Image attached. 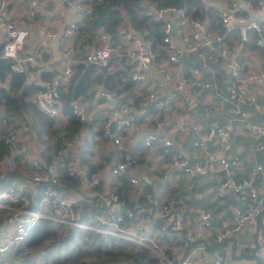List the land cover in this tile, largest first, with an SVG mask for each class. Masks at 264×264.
Listing matches in <instances>:
<instances>
[{"label":"built area","instance_id":"2783aa9c","mask_svg":"<svg viewBox=\"0 0 264 264\" xmlns=\"http://www.w3.org/2000/svg\"><path fill=\"white\" fill-rule=\"evenodd\" d=\"M4 1L6 0L0 3V11ZM46 2L47 0H25L27 17L32 19L40 14ZM60 2L70 8L69 19L61 21L54 29L45 24L41 26V39L48 44L50 49L47 52L52 54L54 61L62 59L63 56L58 47L60 39L66 34L74 35L82 27V21L91 14V0ZM201 5L215 15L214 22L220 27L212 26V23L199 16H191L184 5H168L154 9V17L163 22L162 48L166 52L168 63L181 65L183 55L191 54L209 65L221 67L227 86L225 100L230 104L235 118L219 125H209L206 122L193 125V129L201 127L204 131L192 141L190 151H185L181 145L174 142L168 136L169 130L162 134L159 132L162 127L160 119L152 120L154 129L141 140L145 150L149 147H157L158 151L164 150L166 161L191 181H195L197 177H211L216 183L214 189L218 197H222L223 189H231L236 203L229 224L209 235L212 213L207 205H200L195 209L198 228L193 229L184 216L182 199L159 197L141 178L132 174V171L140 166L143 154L140 151L130 152L129 147L143 129L145 120L133 112L130 100L116 99L115 89L97 87L92 95L95 94L96 98L105 101L99 109L103 119H99L103 133L109 139V144L111 143L109 154L97 150L94 144H89L90 160L97 165L98 170L88 177L86 166L80 165V160L74 156V152L70 153L82 133L89 131L88 123L92 121L89 106L78 97L71 98L69 105L72 113L84 123L80 130L64 138L56 149L54 147L56 153L49 165L46 166L47 163L38 158L31 159L29 181L0 184V210L9 212L0 224V264H11V250L26 240L32 226L45 221H48L50 226H59L63 230L85 229L100 233L104 237L129 241L137 247L151 251L160 264H198L196 256L206 252L209 254L208 264H234L227 258L222 247L207 251V245L213 241L225 242L242 229L255 231L264 228V165L256 163L247 177L238 178L236 172L240 158L238 155L226 153L230 148L231 138L241 131L255 141L254 150H264V124L252 120L246 109L257 101L259 88H264V67L250 69L246 65L244 53L246 42L251 36L254 37L255 45L264 49V0H226L222 7H218L213 0H195L194 9ZM2 29L5 31V39L0 55L10 62L12 71L28 76V82L38 88L36 105L45 113L55 116L57 125H60V119L65 118V100L60 95V89L66 91L73 72V63L68 61L62 71L55 72L50 78H35L33 71L37 68V51L31 47L25 48L24 45L28 28L13 20L0 18V30ZM234 29L237 30L238 38L229 42L227 35ZM117 38L116 44L106 31L98 29V44L89 47L80 61L84 66L94 65L104 73H111L115 68L122 69L123 78L127 77L134 82L144 81L151 70L155 69L163 79L172 83V89L161 95L153 90L146 91L142 93L139 105L143 108L151 106L153 112L157 111L163 116L171 113L177 94L190 92L191 82L185 76L174 75L166 63H159V54L154 51L152 44L139 34L121 26ZM188 70L199 72L197 67ZM203 85L213 87L214 77ZM113 121L116 122L114 130L111 129ZM3 125H6V122L1 119L0 112V127ZM27 129L28 124L23 122L19 123L17 128L9 126L4 138L9 152L0 160V176L6 167H13L12 158L19 149L18 130ZM186 130V126L179 125L172 133L178 136ZM213 138L219 140L222 153L205 149L206 142ZM106 166L108 176L103 179L100 171ZM60 168L70 177L79 176L86 187L81 191L64 192L62 188L48 185L45 189L42 188L41 197L31 202L25 193L36 189L40 181L48 180L53 185L58 183L57 173ZM159 172L165 187H168L175 178L168 175V168H161ZM123 176L134 187L128 199L122 198L112 190V186L119 184V179ZM102 179L106 183V190L97 189ZM139 195L144 196L141 203L138 201ZM102 204H105V208L101 207ZM154 220L158 222L157 227H153ZM165 235H169L171 243L165 239ZM187 242L193 245L186 248ZM237 244L235 256L242 255L250 246L244 240ZM167 249H171L170 252H167ZM252 253L255 257L264 259V241L259 242ZM49 259L50 257L40 256L35 260V264H50Z\"/></svg>","mask_w":264,"mask_h":264},{"label":"crops","instance_id":"0c3cea01","mask_svg":"<svg viewBox=\"0 0 264 264\" xmlns=\"http://www.w3.org/2000/svg\"><path fill=\"white\" fill-rule=\"evenodd\" d=\"M2 0H0L1 3ZM218 7H222L226 0H213ZM195 5V0L190 3H186L184 6L187 8L188 12H193ZM43 11L32 19H29L25 13V0H6L4 1L3 9L0 11V18L2 20H13L17 24H24L28 28V35L25 40V48L31 47L41 53L42 51H47L50 49L46 42L41 39V26L46 25L49 28H56L61 21H65L70 17V8L63 5L60 0H47L43 4ZM198 7V6H197ZM201 13V18L208 20L212 23V26L218 27L219 25L214 22L215 15L210 11L206 10L204 6H199ZM153 9V10H152ZM151 10L154 11V7ZM84 19L82 21V27L85 29L87 23ZM85 35V31H83ZM76 38V33L74 35H64L59 43L58 47L62 52V59L54 61L52 59V54L50 58L46 61L42 60V55H39V60L37 61L38 69L36 71L35 78H40L42 74V69L47 72L54 70L55 72L62 71L69 61L74 65L79 61L74 59L75 52L72 49L74 47V42ZM238 38V34L235 30H231L227 39L232 42ZM5 39V31L0 30V48ZM250 39H253L251 36ZM249 39V40H250ZM247 41L244 50L246 65L252 69L257 70L264 67V49L257 47L254 43H248ZM254 41V39H253ZM159 63L168 65L169 70L172 71L174 75L185 76L191 82L190 92H181L177 94V99L174 103V108L171 113L166 116L159 114L157 111L153 112L151 106L143 108L139 105V101L142 93L146 91H156L158 95L164 92H170L172 89V83L163 79L161 74H159L155 69L151 70L147 78L144 81L125 83L120 87V91L117 93V100L128 99L132 103L133 112L140 118L145 120V124L140 134L130 143L129 151L138 152L140 151L143 156L141 158L140 166L132 171L134 176L142 179V182L157 196L167 197L170 189H174L176 192L175 198L182 199V206L184 207L183 213L188 224L193 228L197 229L198 225L196 222V211L195 209L200 205H207L212 213V223L210 227L209 235H213L218 229L224 228L229 224L234 205L236 203L235 196L231 189H223L222 197H218L215 193L216 183L211 177H197L195 181H191L181 173H178L177 169L173 167L169 162H167L166 153L164 150H159L157 147H149L143 149L142 137H144L148 132L154 129V124L152 120L160 119L162 127L160 128V133L162 134L166 130L170 133L168 136L176 143L182 146L185 151H190L192 147V141L203 133L204 128L199 127L197 130L193 125H199L202 122H206L209 125H219L228 119L235 118L233 110L230 104L225 100L227 95V86L224 79V72L221 67L209 65L203 60L196 58L191 54H185L182 57V64L177 65L173 63H168L166 55H164ZM211 68L210 71L206 67ZM40 64V65H38ZM191 67H197L199 72L194 73L190 69ZM122 71V69H113L111 71ZM53 73V74H54ZM103 71L95 70L94 74H102ZM53 74L49 75L50 78ZM104 74V73H103ZM122 81L126 80L123 78V74L120 73ZM213 75V76H212ZM214 77L215 85L213 87H205L204 82L208 79ZM142 83V84H141ZM119 85V86H120ZM97 87H103L101 82L96 79L93 80L90 87L86 91L85 95H80L82 101H84L90 108L93 121H95V127L97 124L101 125L102 115L99 114V109L102 107L105 101L92 95V92ZM264 88H259L257 101L246 107L249 112V116L252 120L258 123L264 124ZM67 116V115H64ZM234 116V117H233ZM66 118V117H65ZM64 117L60 119V124ZM100 118V119H99ZM236 121V119H233ZM27 123V130H18L17 138L21 145L25 146L27 150L23 151V156H29L28 158H38L44 161L41 156V148L38 146L33 131L30 128L29 121L21 119V117L16 118L17 126L19 123ZM237 122V121H236ZM235 122V123H236ZM179 125H184L187 130L178 136L172 133V130ZM17 128V127H16ZM88 131L83 132L80 140L76 143L74 147V154H77L78 147L88 148L89 144H94L95 148L99 151H104V153L109 154L111 150V143L109 144V139L104 143H91L88 136ZM254 140L248 138L243 131L238 135L233 136L230 141V148L226 151L228 155H238L240 158V163L237 167L236 175L238 178L247 177L249 171L253 165L256 163H262L264 165V150L256 151L253 149ZM206 150L214 151L217 153H222L221 145L219 140L213 138L206 142ZM43 150H45L43 148ZM26 158V159H28ZM161 168H168V175H172L175 179L170 183L168 187H165L163 178L160 176L159 170ZM166 170V169H165ZM100 175L103 179L108 176V167H104L100 171ZM200 178V179H198ZM99 185V189L106 190V183L103 181ZM16 181H29V179ZM176 181V183H174ZM264 185V184H263ZM86 187L84 183L82 189ZM30 191V190H29ZM67 190L64 189V192ZM246 241L252 247H257L259 242L264 241V228L259 230H248L242 229L233 238L227 239L226 242L221 246L227 254V258L230 259L234 264H264V259L260 257H255L252 250L249 249L240 256H235L234 251L237 243ZM175 246V245H174ZM173 246V247H174ZM196 259L198 264H208L209 254L197 255Z\"/></svg>","mask_w":264,"mask_h":264},{"label":"trees","instance_id":"16d2710c","mask_svg":"<svg viewBox=\"0 0 264 264\" xmlns=\"http://www.w3.org/2000/svg\"><path fill=\"white\" fill-rule=\"evenodd\" d=\"M189 2L191 3L192 0H91V14L85 20L87 27L85 29L80 27L77 30L74 46H77V40L80 34H84L83 31L87 33V37H85L87 43L92 42L98 29L106 31L113 38L114 43L117 44L119 30L121 26H125L132 32L142 36L144 40L149 41L154 51L159 54V58H162L166 55L162 48L164 37L163 22L154 17L152 8L158 9L168 5L181 6ZM199 8L198 6L193 12H189L190 15L201 16ZM253 39H250L248 43H254ZM79 48L83 50V45H80ZM82 54L84 55V52ZM39 55H42L43 61L50 58L49 52L42 51L37 53V61L39 60ZM83 55L79 58L82 59ZM81 59H78L79 61L75 65L73 64V72L66 91L60 89V95L65 100L63 115H67V117L65 116V120L60 125H57L55 116L45 113L36 105L35 97L38 88L28 82L26 74L12 71L10 62L0 55V112L1 119L6 122V125L0 127V160L4 154L9 152L8 144L4 141L9 131L8 128L11 125L17 127L16 118L21 117V119L29 121L38 146L45 148V150H41V156L47 163L46 166L49 165L59 143L64 138L78 132L84 125L72 113L69 100L85 95L94 79L101 82L107 89H115L117 93L120 91V84L125 86L126 82L130 83L127 77H124L126 81H122L120 75V73L123 74L122 71L94 74L96 67L94 65L84 66L80 61ZM37 69L38 66L33 71L34 74H36ZM41 71L42 78H47L54 73V70L47 72L42 69ZM94 123L95 121L93 120L88 123L87 138L91 143L106 142L107 139L100 124L98 123V127H95ZM51 140L54 141L55 149L50 143L52 142ZM76 149L78 151L74 156L80 160V165L86 166L88 177L93 176L98 167L90 160L91 151L88 148L78 147ZM73 151L74 148L70 153ZM121 155L119 154V156ZM23 159L25 158L19 154L13 156V167L11 169L6 167L4 173L0 176V184L15 182L20 177L30 179V175L20 170V164ZM45 170L47 171V169ZM57 174L59 185H57L58 183L53 185L48 180L40 181L37 183L36 189L28 191L25 195L30 197L31 202L37 201L42 195V188L45 189L48 185L67 191H81L84 181L79 176L76 178L70 177L62 168L58 170ZM112 187L114 193L124 199H128L134 191V187H132L125 176L119 179V184H114ZM175 195L174 189H170L168 198ZM138 201L139 203L143 202L144 196L139 195ZM127 205L130 206L128 202ZM8 215V211L0 210V224L4 222L5 217ZM152 224L153 227H157V220H154ZM165 239L169 243L172 242L169 235H165ZM228 239H231V237ZM72 242L75 245L69 250L71 248H69V244ZM223 244V242L213 241L207 245L206 250L212 251L213 248L221 247ZM192 245V243L187 242L186 248ZM40 248L51 249L53 253L57 251V248L58 250L64 249L65 255L63 256L58 255L51 258L48 254L43 255V257H50V264H160L151 251L143 247H137L129 241L123 239L115 240L112 237H104L100 233L85 229L72 228L63 230L59 226H50L48 221L30 228L26 240L11 251L10 258L12 262L10 263L12 264L16 261L13 264H35L33 254L38 252ZM249 249L253 251L254 247L250 245L246 250ZM167 252H170V249H167ZM86 254L90 255L88 261L84 259Z\"/></svg>","mask_w":264,"mask_h":264},{"label":"rangeland","instance_id":"374dc122","mask_svg":"<svg viewBox=\"0 0 264 264\" xmlns=\"http://www.w3.org/2000/svg\"><path fill=\"white\" fill-rule=\"evenodd\" d=\"M235 31H236V33H237V30L236 29H234ZM85 37H87V35H84V34H80L79 35V39L77 40V46H72V49H74V51L77 49V51L75 52L76 53V56L74 57V59H81V58H79L81 55H83L82 53L83 52H85L89 47H91L92 45H97L98 44V42H97V39H96V35L94 36V39H92V42H90L89 44L87 43V41H86V38ZM80 45H83V50H80V48H79V46ZM48 51V50H47ZM124 73V72H123ZM124 81H126V80H124ZM142 84V83H141ZM52 141V140H51ZM51 144H52V146L54 147V145H53V143H54V141H52V142H50ZM18 144H19V149L15 152V154L14 155H17V154H19V155H22L23 156V151L24 150H27L26 149V147L25 146H23V145H21L20 143H19V141H18ZM41 148V150L44 148V147H40ZM45 149V148H44ZM25 159H23L22 160V162H21V164H20V170L22 171V172H24L25 174H28V172H29V167H30V160L31 159H33V158H28L29 156H23ZM26 158H28V159H26ZM201 178V177H200ZM200 178H198V179H200ZM25 179V177H20L19 178V180H24ZM73 193L74 194H76L75 193V191H73ZM101 207L102 208H105V204H102L101 205ZM73 244V245H72ZM74 242H72L71 243V248L69 249V250H71L72 249V247H74ZM62 247H63V245H62ZM14 249V248H13ZM12 249V250H13ZM11 250V251H12ZM68 250V251H69ZM171 250V249H170ZM64 251V249L63 250H58V248H57V251L55 252V253H53V250H51V249H47V248H40L39 250H38V252H36L35 254H33V256H34V258H35V260L37 259V258H39L40 256H43V255H45V254H48L51 258L52 257H56V256H58V255H65V253L63 252ZM67 251V252H68ZM66 252V253H67ZM70 252V251H69ZM68 252V253H69ZM67 253V254H68ZM10 255V254H9ZM89 256L90 255H88V254H86V256H84V259L86 260V261H88L90 258H89ZM10 262L12 261V259H10L9 260ZM51 261V259H49V262Z\"/></svg>","mask_w":264,"mask_h":264},{"label":"water","instance_id":"95a60500","mask_svg":"<svg viewBox=\"0 0 264 264\" xmlns=\"http://www.w3.org/2000/svg\"><path fill=\"white\" fill-rule=\"evenodd\" d=\"M115 125H116V122L113 121V122H112V125H111V129H112V130H114Z\"/></svg>","mask_w":264,"mask_h":264}]
</instances>
